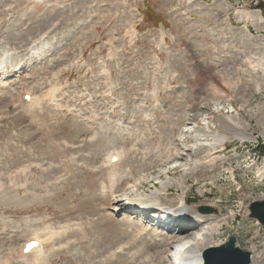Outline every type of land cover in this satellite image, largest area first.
I'll use <instances>...</instances> for the list:
<instances>
[{"label": "rangeland", "instance_id": "rangeland-1", "mask_svg": "<svg viewBox=\"0 0 264 264\" xmlns=\"http://www.w3.org/2000/svg\"><path fill=\"white\" fill-rule=\"evenodd\" d=\"M260 2L14 0L12 12L0 11V49L12 51L11 57L22 58L28 68L12 75L9 83L28 85L44 101L39 109L26 111L20 94L0 106V264H43L45 252L51 254L45 264H82L85 250L75 246L79 237L73 234L90 219L101 228L99 246L90 245L99 253L93 264L141 260L127 262L126 255L141 248L140 237L149 230L138 231L135 242L125 227L114 225L109 200L84 203L99 199L98 186L107 174L96 169L108 146L131 147L136 142L141 154L131 156L147 164L124 163L118 169L128 176L117 196L138 191L132 186L144 174L143 183L149 176L157 187L171 188L166 194L167 188L160 187L161 202L176 206L178 194L186 193L188 209L198 208L206 217L205 224L192 220L185 227L183 238L170 246L169 260L177 243L206 233L234 212L238 215L223 223L215 236L220 245L211 248L234 237L236 247L251 254L250 264L258 259L264 264V227L251 218L253 205L264 202ZM14 34L24 38L12 39ZM30 52L33 58L27 59ZM51 89L57 90L61 109L45 101ZM222 136L225 142L219 144ZM213 159L214 168L190 171L193 163ZM178 185L183 188L178 190ZM151 191L156 189L149 182L141 190ZM81 209L80 214L71 213ZM125 216L121 211L116 219ZM140 217L135 222H141ZM64 230L67 238L62 242L52 237ZM104 230L113 240L109 245ZM30 239L48 245L44 252L23 258L21 248ZM162 248L149 253L161 256ZM207 257L233 264L212 249Z\"/></svg>", "mask_w": 264, "mask_h": 264}, {"label": "bare ground", "instance_id": "bare-ground-1", "mask_svg": "<svg viewBox=\"0 0 264 264\" xmlns=\"http://www.w3.org/2000/svg\"><path fill=\"white\" fill-rule=\"evenodd\" d=\"M13 1L14 0H0V11L2 9H5L4 12H6V13L12 12L13 9H11V8H12ZM3 4H6V5L3 7L2 6ZM11 38L20 40V39L24 38V36H23V34H20V35L14 34V36H12ZM44 38L45 37L43 36L42 39L44 40ZM42 48L45 49L44 46ZM11 52L12 51H4V50L0 49V106L5 105L7 102H13V100L15 101L16 97L19 99L20 94H21V95H23V96H21L22 99L27 97V96L30 98V101H28V102L24 101V106H25V108L28 109V110L26 109V111H33V110L39 109L41 107L40 105H41L42 101L40 99H38V97H36L34 95V93H32L33 90L28 85L27 86H21V87L19 85L18 87H13V85H11V82L9 83V81H10L9 79L11 77L13 78L12 75L15 74L14 76H17V75H19L23 72H26L28 70V68L24 64V60L22 58L11 57ZM29 58L30 59L33 58V53H31V52L29 53L27 59H29ZM46 81L47 82L45 83V86L48 85V80H46ZM56 98H57V90L51 89L48 96L45 97L44 99H45V101L46 100L49 101V103L51 104V105L49 104V106H51L53 108L55 107V109H59V108L61 109L58 101H56ZM43 102H42V104H43ZM17 104H18V102H17ZM220 109H217V111H219ZM73 116L76 117V115H73ZM77 116H79V114ZM84 116L82 119H84ZM88 116H90V115H88ZM74 118L72 121L76 122L77 124H80V121L79 122L76 121V118H78V117H76L75 119ZM87 119H86V121H87ZM92 120H93V117H92ZM94 121H93V123H94ZM84 122H85V120H84ZM88 125H85L86 127H84V129H86L87 131L90 132V130H91L89 127L90 125L89 126ZM148 134H150V133H148ZM137 139H138V137H137ZM217 142H219V144L224 143L225 142V136L220 137ZM118 143H120L122 145L123 142L121 143V141H120ZM136 144H137V142H136ZM136 144L135 145L133 144L134 146H131V147L126 146L123 148H115V147L111 148L110 146H108L110 149L105 154L104 161L96 169V173H98V172L106 173L107 174V180L105 183H102L98 186V190H99V196L98 197H99V199H97L95 197L88 198L84 201V203L95 202L96 200H100L102 202L109 200L111 202L110 206H113V208H109L108 211H109L110 216L112 218H114V221H113L114 225H121V226L125 227V229L123 230L124 233L126 232V234L127 233L131 234L132 235L131 238L135 242L138 239V236H137V235H139V233L137 234L138 231L143 233L144 231L147 232V229L149 230L146 233V235H144L143 237L142 236L140 237V243L142 244L141 248L136 252L127 254L128 257L126 255V261L127 262H132L135 259H139V258L143 257L141 260H138L139 262L135 261L132 264H134L136 262H137L136 264H174L175 262L169 260L170 258L168 256V252L170 250L171 244H173V242L175 243L176 239L183 238L182 237L183 235H180V234L182 233V231L185 229L186 226L191 225L192 220L193 221L195 220L199 223L202 222L203 224H205L206 223V217L200 213V210L198 208H192V210L188 209L189 207L186 203V201H187L186 200V193H182V195H180V193L178 194L179 197L177 199L176 206H172L170 204L161 202L160 201L161 195L159 194L160 187L167 188L166 194L168 192H170L171 188L166 186V185H162V184H159L158 185L159 188H158L156 186L155 182L150 181L149 176H147L146 181L143 183L142 177H143V179H145V177H146V176H144V174H141L140 177L136 178L135 183L132 186V188H138V191H136L137 193L135 191L129 190V191H125L126 193H128V195H125L122 198H119L117 196L118 186L123 183L125 176H128V175H123V173L121 175L118 174L117 173L118 169L124 163L136 162V163H141L142 165L144 163L147 164L146 160L144 161V160L134 159L135 158L134 156L137 155V153H140V152H138V150H135ZM122 146H120V147H122ZM117 147H118V145H117ZM69 148H71V147H69ZM215 150L216 149H213L212 151L214 152ZM131 154H134V156H131ZM170 156H171V154H170ZM215 164H216V160L209 161L207 163H202L201 165L199 164V162L198 163L195 162V163H193V166L195 168L192 166L193 168L190 171L197 170L199 168L211 169V168L215 167ZM190 177H191V174H187V176L185 178L186 182H188ZM147 182L154 185L156 192L151 191V192H149V193L147 192L145 194L141 192L142 188L146 185ZM56 183H58V182H56ZM140 183H143V184H140ZM120 187H119V190H120ZM126 187H127V185H126ZM180 188H183V187L181 185H178V190H180ZM139 192H141V193H139ZM130 195H132V196H130ZM131 207L134 208V210H132ZM83 210L84 209H81L78 212L75 210H72L71 213L72 214H76V213L80 214L81 211H83ZM95 210L96 209H94V211ZM110 211H112V213H110ZM121 211L123 213H125L126 216L124 218H122V220H117L116 216L120 215ZM240 213L242 214V211H240L239 214ZM236 215H238V213L234 214V212H231L228 217L219 219V218H221V215L219 212V214H217L218 217L216 219L217 221L219 219V221L217 223H215L211 228H208L206 233L200 234V235L196 234V235H194V237H196L194 239L192 237H190V239H189V237L184 238L186 241L184 242V240H183V243H181V248H182V253L184 254V258L189 259L190 264H203V261L208 263V264H217L215 262V260H213V259L211 260V258L207 257V251H208V249H211V247H213V246H219L220 245L215 240V236L217 235L218 232H221L223 230V223L229 221V219L234 218ZM137 217H140L142 219V221L139 223L135 222V220L138 219ZM191 217H193V218H191ZM184 219H185V224L183 221ZM75 223L79 224L78 222H75ZM152 223H154V225H152ZM75 225H73L72 228L77 226V225L76 226ZM130 229H133V230L130 231ZM66 230H64L63 233H58V234L52 233V237L54 239L57 238L59 242H62L64 238H67V231ZM100 230H101V228H98V225L95 224V221L90 219V222L82 223L80 225V231L76 230V232L73 234V236L79 237L77 244L74 242L76 244L75 246H81L85 250L82 253L80 260H79L80 262H82V264H88V263L93 264V259H95L99 256V253H97L98 251L96 252L95 250H92V247L90 245L93 243H95L96 245L99 244V241H98L99 239H98L97 235L100 232ZM73 231H75V230H73ZM104 231H106V233H107L104 235L107 236V243L109 245V244H111V242L113 240H112L111 236L109 235V232L107 230H104ZM53 234H55V235H53ZM135 234H137V235H135ZM191 234L192 235L194 234L193 231L191 232ZM57 235L59 238L57 237ZM160 235H162V236H160ZM73 236L71 234L70 237H73ZM159 237H161V238H159ZM187 239H189V240H187ZM33 241H37V240L30 239L24 243V245L21 248V254L22 255H23V251L25 250V246L28 245L29 243L33 242ZM55 241L53 240L54 243H55ZM89 241H91V242H89ZM39 242H40L39 246L36 249H34L33 251H31L29 255H25V256L23 255V258H27L30 256H36L37 254L41 253L42 251L44 252L45 247L48 245L47 241L46 240H39ZM71 244H70V246H71ZM177 244H180V243H177ZM105 246L107 248V245H105ZM157 247H159L158 249H161V251L163 250L162 247H164L163 254H159L161 256H158L157 253H149L150 250H154ZM158 249H156L155 251H157ZM101 252H103V251H101ZM176 252H177V250H176ZM130 254H131V256H129ZM73 255H74V257H78V254H76V255L73 254ZM49 256H51V254L46 255V252H45V255H43V259H41L43 261V264H45L47 262ZM34 262H33V264H34ZM258 262H259V259L256 261V264H258Z\"/></svg>", "mask_w": 264, "mask_h": 264}, {"label": "water", "instance_id": "water-1", "mask_svg": "<svg viewBox=\"0 0 264 264\" xmlns=\"http://www.w3.org/2000/svg\"><path fill=\"white\" fill-rule=\"evenodd\" d=\"M251 211V218L257 220L260 225L264 226V202L254 204ZM236 242L235 238H230L229 243L225 247L212 250V252L222 253L224 256L226 255L227 258L224 259V262L250 264L251 254L236 248Z\"/></svg>", "mask_w": 264, "mask_h": 264}, {"label": "trees", "instance_id": "trees-1", "mask_svg": "<svg viewBox=\"0 0 264 264\" xmlns=\"http://www.w3.org/2000/svg\"><path fill=\"white\" fill-rule=\"evenodd\" d=\"M257 9L261 11L262 16L264 17V3L263 2L258 3ZM261 150L264 154V147L263 146L261 147Z\"/></svg>", "mask_w": 264, "mask_h": 264}]
</instances>
